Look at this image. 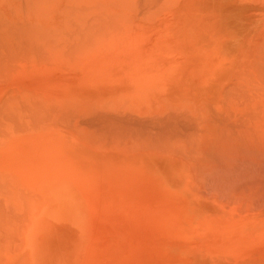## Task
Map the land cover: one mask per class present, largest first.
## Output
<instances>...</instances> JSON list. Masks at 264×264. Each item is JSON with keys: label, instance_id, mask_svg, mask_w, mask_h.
Here are the masks:
<instances>
[{"label": "bare ground", "instance_id": "obj_1", "mask_svg": "<svg viewBox=\"0 0 264 264\" xmlns=\"http://www.w3.org/2000/svg\"><path fill=\"white\" fill-rule=\"evenodd\" d=\"M257 4L264 6V0H0V264H98L86 256L94 239L101 238L102 225L96 234H91L96 218L104 219L113 214L118 220L107 217L111 227L116 221L120 225L123 218H131L128 209L120 210L113 202L111 207L108 202H92L81 189L75 188L76 192H71L74 186H68L69 190L63 185L67 179L71 185L75 184V179L68 174L70 163L75 162L72 150L76 145L84 151L89 146L129 145L142 150L140 154L146 160L157 157L159 164L180 162L184 170L202 180L219 183L218 175L222 177L224 171L218 172L230 165H217L222 168L220 170L215 168L219 155L211 147L213 135L211 137L210 133L213 132L199 127L193 116H188L189 112L184 114L187 112L186 108L182 111L183 103L199 102L209 106L228 89L233 91L238 85H245L248 91L244 95L246 104L243 100L246 116H235L228 121V135L231 145L238 149L234 152L241 154L237 155L239 158L242 156V159L236 158L237 166L253 165L250 166L253 169H249L253 172L255 169L257 175L264 177V117L258 112L264 96V31L259 39L249 20L258 15L249 10L251 5L258 7ZM166 5L168 8L164 9ZM167 13L171 25L182 29L192 19L208 21L212 18L203 25L207 26L206 30L202 31L201 26L191 34L199 42L222 39L223 47L216 70L208 73L203 92L194 91L196 96L193 94L192 98L187 95L191 87L176 93L172 87L179 84L171 80V83H165L167 93L162 98L165 102L161 103L168 106L167 113L163 116L161 110L154 109L156 111L150 115L153 107L150 101L159 100V94L155 90L152 95L138 92L134 85L146 82L134 80L129 68L131 64L122 62L125 60L120 55L129 52L132 44L141 43L134 38L146 36L153 22L159 26L158 32L167 26L164 23ZM226 15L228 33L222 29ZM134 59L136 62L141 58ZM119 91H124L125 96L119 95ZM119 102L128 103L126 110L116 109ZM102 104L111 110L101 111L99 105ZM206 122L211 124V120ZM239 127H245L244 131ZM67 130H72L73 134ZM249 131H252V137L246 136ZM70 139L74 147H70ZM198 140L199 148H193V143ZM180 152L182 155H178ZM220 161L218 164L225 159ZM58 167H62L63 172L58 173ZM204 169H208L207 174ZM240 169L234 166V174ZM245 171V174L249 173L245 175L249 176L246 180L256 178L254 182L257 181V176H250L253 172L247 168ZM212 172L217 173L218 179ZM225 172L229 174L228 169ZM156 176L171 184L168 177ZM237 180L233 182L234 179L232 184L228 182L227 188L242 179ZM257 184L252 186V183L246 188L253 192H245L254 196L259 188ZM262 188L257 192L263 193ZM241 191L243 196L245 192L242 194ZM227 193L229 196V191ZM234 195L229 196L234 198L233 202ZM250 197H247V203L256 195ZM244 198L240 201L237 197L239 202L236 203L245 202ZM96 202L102 208H97ZM243 207L237 208L238 211L242 212ZM255 207L250 206L257 210ZM115 228L120 231V226ZM116 229H113L114 234L112 229L107 230L109 235L106 236L118 238L120 234H116ZM121 236L116 242L124 241ZM113 239L109 242L102 239L101 247L95 248H103L100 251L110 257L107 261L112 264L118 261L119 264L120 259L115 260L120 254L118 249L122 246L126 249L125 245L131 239L126 238L128 243L124 241L121 247L115 245ZM111 241L113 245L109 244ZM103 242L108 244L104 246ZM132 245L128 249H132ZM131 249H126L125 255H130ZM103 258L104 254L99 257L100 264L104 263Z\"/></svg>", "mask_w": 264, "mask_h": 264}, {"label": "rangeland", "instance_id": "obj_2", "mask_svg": "<svg viewBox=\"0 0 264 264\" xmlns=\"http://www.w3.org/2000/svg\"><path fill=\"white\" fill-rule=\"evenodd\" d=\"M257 6L258 7L253 5L250 6V12H255L258 15L249 20L252 24V30H254L256 36L261 39L264 31V6L259 4H257ZM167 8L168 5H166L164 9ZM226 13L228 14V12ZM164 17H166L164 23L168 24L167 26L164 25L165 27L163 26L162 30L158 32V25L156 22L152 21L154 24L151 25V29L148 30L146 36L140 35L138 38H134L135 41L142 43H138L140 44V48L136 46L138 44H132V48H130L129 52L120 55L122 56V60H125L122 62L131 64V67L129 68L130 72H133L134 74V80L138 82H146V84L139 83L134 85L138 92L143 91L148 93L147 95H152L155 94L153 92L155 90L157 94H159V100L150 101V105H153L151 109L153 113L151 112L150 115L154 114L156 110L158 112L161 110L163 116L168 111V106L164 104L163 106L161 105L162 102H165L162 98L167 93L164 90L165 83H171V80L176 81L179 85L172 87V89H176L174 91L176 93H180L186 90L187 87H191L187 92V95L190 98L193 97V94L196 96L194 91L200 93V90H202L201 92H203L206 86L205 82L208 73L216 70V65L220 60L223 47L220 42L222 39L217 40L215 38L212 42H204L205 40L203 42L200 40L199 42V40H196L192 36L193 34H191L192 30L195 31L197 28L199 29V27L210 22L212 18L208 19V21L199 18H195L196 20L192 19L191 23H188L183 30L181 27L176 28L171 25L168 13L164 15ZM206 29L207 26L202 27V31ZM222 29L225 33H228V15L223 18ZM153 38L154 41L152 40ZM196 45L197 47H195ZM192 47L194 48L187 51V49ZM135 57L141 58L140 61L135 62ZM132 58L134 59V62L132 61ZM118 73L119 71H117V76ZM228 91H225V95H221L217 102H211L209 106L202 105L199 102H197V104L194 102H188L181 105L182 111L186 108L187 113H183L188 114L189 112L188 116L191 114L196 123L199 124V127L213 132L210 133L211 137L213 135V138L217 141H214L212 138L213 144H210L213 150H217L219 155L216 160L219 162L220 160L222 161L225 159V161H222L223 163L219 164L216 161L215 168L220 170L222 169L220 167H223V164H226L225 167L230 165V167L228 166L224 168L225 170L228 169L229 174L233 172L234 166L236 168H241L238 173L236 172L237 174H234V170L233 174L230 175H227L224 169L220 170L218 173L223 171L225 173L223 172L221 174L222 177L218 175V177H220L219 180H217L219 183L215 182L212 184L206 179L202 180L190 171L184 170L182 163L180 162L171 165L167 162H165V164L162 162L159 164L157 163V157H154V159L151 158L150 161L146 160L140 154L142 150L129 145L112 147L89 146L86 151H84L82 147L80 148L76 145L72 150L75 162L73 164L70 163L68 175L75 179V184L71 185L70 180L67 179V182L64 181L65 184L63 185L66 187L74 186L72 189L68 187L69 190L71 189V192H76V189H81L82 192L92 200V202L100 201L102 204L108 202L107 204L109 207L112 206L113 202L120 210L128 209L131 213L130 219L123 218V220H121V222L124 225H128V227L123 226L121 222L119 225V222L117 223V221L113 224L115 225L114 228H112L113 225L112 227L110 226V222L108 225L107 221L109 220H107V217H110L109 219L113 220L115 218L113 214H108L106 217H103L106 220L98 216L93 225V232L91 233L92 235L96 234L97 229L102 225L99 232L100 237L102 238L104 235H109L107 230L110 232L112 229L111 232L113 233V229L115 230L116 226H120V231L117 230L119 229L117 228L116 234L118 233L120 236L122 235L123 237L121 236V240L125 238L124 241L126 243H128L126 238L129 240L131 239L129 241L130 243L127 245L124 244L127 251L131 249V247L128 249L130 244H133V248L130 251L131 254L129 252L130 255H125V252H128L126 249H123V246L121 245L124 241L121 242L119 239L121 243L116 242L120 236L118 235V238L113 237L115 240L110 238L117 243L115 244L114 242L115 245L119 247L122 246V249H118L114 246L120 251L117 253L121 254V251L125 250L122 252L123 254H121V256L120 254H117V258L114 257L115 260L120 259L119 264L121 263V257L124 255L121 264H259V261L263 264L264 192H258L261 190V187H264V177L257 175L258 172L255 169L254 172L253 170H250L253 169L250 168V166L253 165L238 164L240 166H237V163L239 162L237 160L242 159V156L239 158L241 154H236V150L238 149L231 145L229 139L230 135H228V133L230 134L228 121L234 119L235 116L238 118L240 116H246V111L244 109L245 105L243 103L245 102L246 104V97L244 95L247 94L248 91L245 85H238L233 91H231V89H228ZM118 94L125 96L124 91H119ZM233 95H236V99H234L235 97H231ZM262 97L263 98L260 101L261 107L258 109V112L262 113V117H264V96ZM183 98L186 97L184 96ZM103 105L105 104L99 105L101 111L107 109ZM116 106V109L126 110L128 103L119 102ZM108 110L111 109H107L106 111ZM151 120L152 119L149 121ZM154 120L156 121V119ZM208 120H211V124L206 122ZM224 120L227 122L223 123L222 121ZM239 128L243 131L245 129V127ZM257 128L256 130H258ZM248 129H252V131L254 130V128L251 127ZM67 131L68 133L73 134L72 130ZM252 131H249L246 136L252 137ZM218 136H228V138L220 139ZM192 138L194 139V136L190 137L191 141ZM68 142L70 147H74L71 139ZM198 144L199 140L195 141L192 145L193 148H199ZM182 153L183 152H180L178 155H182ZM231 159H233V161ZM233 162H235L236 165ZM233 164L234 166H232ZM257 166L256 169L259 168H257ZM243 167L244 169L242 170ZM245 167L248 171L254 173L252 174L250 172L251 177L255 175L253 177L257 176V178L260 179V185L259 182H257L258 179L254 182L256 178H253V181L249 180L251 182L246 180L249 176L246 177L245 175H249V173L247 172V174H245L247 171H245ZM205 168H207V166ZM216 169H214L215 172ZM57 170L58 173L61 172L62 167H58ZM203 171L207 174L208 169H204ZM156 174L168 177V181L172 185L168 183L167 185L165 181L158 180ZM243 174L244 176H242ZM214 175L217 177V173H214ZM205 176L208 177L207 175ZM239 177L242 179L241 181H238L240 179ZM233 178L235 181H233ZM236 180L238 181L237 185H234L236 183H233V186L231 187L229 184L230 188H227L228 182L232 184V181L236 182ZM210 183L211 187L209 185ZM250 184L252 186L257 184L259 187L258 192V189L255 190L254 196L250 193L252 198H255L256 195V200L251 199L250 195H248L250 189L246 188L249 187ZM234 186H237V189H235ZM242 187L243 189L241 191ZM253 188L255 189V187ZM245 190H247L248 193L245 192ZM252 190L253 189L250 191ZM228 191L229 196H231V194L234 195L233 191L236 192L234 195L236 198L235 202H233V197L228 196ZM240 191L242 194L245 192V194L241 196ZM262 191H264L263 188ZM236 194L237 197L241 199L240 201H242L246 195L244 198L245 202H241L244 205L236 203L239 202ZM247 195L250 197L249 199H251L250 202L255 200V204L250 203L249 201V203H247ZM203 201L204 203L205 201L206 203L209 202L207 203L209 205L202 203ZM97 202L96 204L99 206ZM259 203L263 207H261ZM258 205L259 209L256 208ZM235 206H237L238 209H240L241 206H244L245 209L241 212V210L238 211ZM250 206H256L254 209L257 210H252L253 208H250ZM97 208L100 209L102 207L99 206ZM139 215H143L144 217H136ZM111 236L112 234L110 237ZM106 237L102 238L103 241L106 240L109 242L110 239L108 237L106 239ZM101 238L99 240L96 238L94 239L95 243L93 242L94 245L92 243V247L87 249L86 256L88 258L90 256L95 263L100 264L99 257L104 254L103 264H112V262L110 263V261H107L110 260V257H108V255L106 256L104 253L105 251H100L103 248L97 249L101 247ZM113 241L109 244L112 243L113 245ZM108 242H103L102 245L105 246ZM96 246L97 248H95ZM91 248L93 249L92 251ZM108 248L109 247H107V250ZM113 262L115 261L113 260ZM116 262L118 263V261Z\"/></svg>", "mask_w": 264, "mask_h": 264}]
</instances>
